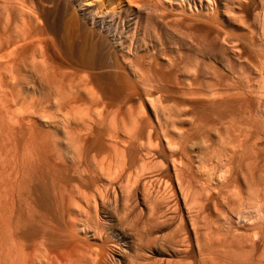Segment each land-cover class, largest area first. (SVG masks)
I'll use <instances>...</instances> for the list:
<instances>
[{"label": "bare ground", "instance_id": "bare-ground-1", "mask_svg": "<svg viewBox=\"0 0 264 264\" xmlns=\"http://www.w3.org/2000/svg\"><path fill=\"white\" fill-rule=\"evenodd\" d=\"M141 1L0 0V264H264V0Z\"/></svg>", "mask_w": 264, "mask_h": 264}, {"label": "rangeland", "instance_id": "rangeland-1", "mask_svg": "<svg viewBox=\"0 0 264 264\" xmlns=\"http://www.w3.org/2000/svg\"><path fill=\"white\" fill-rule=\"evenodd\" d=\"M146 2L147 0H142L141 2L143 3V2ZM150 0H148V2H149ZM153 3L155 2V0H151ZM150 1V2H151ZM139 2V1H138ZM140 2V3H141ZM145 2H144V5H145ZM151 2V3H152ZM156 2H157V0H156ZM154 3V5H159L158 3ZM141 3V4H142ZM152 3V4H153ZM148 4V3H147ZM147 4L144 6V9H147L148 11H149V9H152L153 10V8L155 7V6H153L152 4H151V6L149 5V6H147ZM143 5V4H142ZM160 6V5H159ZM159 6H157V7H159ZM149 7H151V8H148ZM153 7V8H152ZM157 7H156V9L153 11V12H157L158 11V13H159V11H161L162 12V10H165V9H167V8H165V9H163V7L162 8H158L159 10H157ZM161 9V10H160ZM193 10H190V9H187V10H185V12L183 13L182 12V15H183V17H184V20H187L186 21V23H189V24H192V22H194V21H198V22H201L202 20V22L201 23H199V25H202V23H204V24H207V19L208 18H210V17H208L209 15L211 16V18H210V20L209 21H216V19H215V17H212V16H215V15H212V13H213V11H211V10H201V9H199V12L200 13H202V14H200L196 9H194V8H192ZM255 9V10H254ZM253 9V11H252V14L250 15V16H246V18H241L242 20H240L239 21V23L237 24V26H231V25H229V24H227V23H225V24H220V22H219V20H217L216 22H214V23H216V25H217V22H219L218 23V26L220 25L221 26V28L220 29H222V31L224 32V35H230V36H228L229 38H231L232 40L234 39V38H236V39H234L235 41H239V43L241 42L242 43V45H247V47H248V50H249V53H250V56H251V62L253 63L252 65H254V69H255V72H256V70L258 69V65H259V68H261V69H258V74H257V72L255 73V72H253V74H254V76H253V74H251V76H253V80L254 81H252V79L250 78V77H247V75H248V73H247V75L245 74L246 72L245 71H243V70H241V71H243L242 72V74L238 71L239 69H237L236 71L238 72V74L240 73V76H239V78L241 77V75H243V73H244V75H243V77L242 78H245V75H246V77L247 78H249L250 80V82H251V85L249 84V82H248V80H247V78H245L246 80H247V82H246V80H244V79H240V81H242L243 82V80H244V83L245 84H247L248 83V85L249 86H251L250 88H256V91H258L259 93H260V91H261V94H264L263 92H264V89L262 88V86L264 87V85H263V83H264V75H262V73H260V72H263L264 71V30H262L263 29V27H262V25H261V23H260V21H258V19H256L257 17H259V16H255V13H256V15H260V13L262 12V11H260V9L259 8H254ZM151 10V11H152ZM157 10V11H156ZM169 12H168V11ZM167 10H165V11H167V12H165V13H170V8L168 7V9ZM258 10L260 11V12H258ZM188 13H187V12ZM194 11V12H193ZM161 12H160V15H161ZM172 12V14L170 13V16H173V17H170V16H168L169 18H170V20L171 19H175L176 17L175 16H177L178 17V15H179V17H181L182 15L179 13H175V14H173V12H179V10L177 11L176 9L175 10H173V11H171ZM193 12V14L192 15H196V16H192V17H187V16H189V14H190V16H191V13ZM207 13V12H209V13H207V14H205V13ZM212 12V13H211ZM157 13V14H158ZM164 12H163V14L162 15H164L165 17H166V14H165ZM187 13V14H186ZM194 13H199L198 15L197 14H194ZM254 13V14H253ZM258 13V14H257ZM152 14V13H151ZM214 14V13H213ZM154 15V14H153ZM155 15H156V13H155ZM159 15V14H158ZM159 15V16H160ZM161 15V16H162ZM202 15H206L205 17H207L206 18V20H204V19H202V18H205L204 16H202ZM62 16V17H61ZM157 16V15H156ZM163 16V17H164ZM198 16H200V18L202 19H200V21H199V19H197L196 17H198ZM202 16V17H201ZM251 16H253L252 18H251ZM179 17H178V20L180 21V19H179ZM186 17V18H185ZM195 17V18H194ZM249 17V18H248ZM48 18H49V20H48V22H47V28H48V30H49V32L52 34L51 35V37H52V40H54L53 42L56 44V48L57 49H59V51H61L60 53H61V55L63 56V57H65V58H70V59H79V60H81L83 57H85V54L83 53V50H81V47L77 44V43H73V42H69V40L67 39V38H65V36H64V31H65V24H64V17H63V15H62V13H60V12H58L56 9H52V10H50L49 11V15H48ZM167 18V17H166ZM169 18H167L168 20H169ZM197 19V20H194V19ZM215 19V20H213V19ZM128 19L129 20H131V19H134V16H132V15H129V17H128ZM177 19V18H176ZM190 19V20H189ZM191 19H192V21H191ZM169 20V21H170ZM173 20H171V21H173ZM183 20V18L181 19V21ZM188 21H190V22H188ZM205 21V22H204ZM207 21V22H206ZM198 22H196V26L198 25L197 23ZM212 22H209V24L210 23H212ZM194 24V23H193ZM193 24L192 25H190V26H192L193 27V29L196 27L195 25L193 26ZM251 25V26H250ZM247 26V27H246ZM248 29V30H247ZM196 30V29H195ZM197 31V33L198 32H200V31H198V30H196ZM195 31V32H196ZM225 31H227V32H225ZM195 32H193V30H191V33H193V34H191V36L193 37V35H195L194 33ZM200 34H201V32H200ZM62 35V36H61ZM197 35H199V33L197 34ZM243 35H245V36H243ZM204 37V35H202L201 34V36H199V38L200 37ZM238 36V37H237ZM62 37V38H61ZM194 37H196V36H194ZM193 37V38H194ZM243 37V38H242ZM247 37V38H246ZM225 38H227V36L225 37ZM240 38V39H239ZM248 39H249V41H248ZM244 40V41H243ZM237 41V42H238ZM247 42V43H246ZM253 42V43H252ZM73 43V44H72ZM240 43V44H241ZM244 43V44H243ZM239 44V45H240ZM250 44V45H249ZM60 47H58V46ZM241 46V45H240ZM249 47H250V49H249ZM260 47V48H259ZM256 48V49H255ZM253 51V52H251V51ZM179 51L180 52H182L183 53V58H184V55H185V52L184 51H182L181 49H179ZM261 51V52H260ZM256 53H257V55H256ZM261 53V54H260ZM83 54V55H82ZM254 54V55H253ZM259 55V56H258ZM262 60V61H261ZM257 64V65H256ZM257 68V69H256ZM263 69V70H262ZM259 70H261V71H259ZM260 73V74H259ZM237 74V75H238ZM264 74V73H263ZM257 75H262V77L261 76H257ZM238 77V76H237ZM255 77V78H254ZM259 77V78H258ZM239 78H238V80H239ZM258 78V79H257ZM255 81H257V83L255 82ZM253 82V83H252ZM253 84V85H252ZM254 88L252 89V91L254 90ZM260 88V89H259ZM261 89H263V90H261ZM263 91V92H262ZM253 93H255V90H254V92ZM257 95H259V94H257ZM262 249H264L263 248V246L261 247V249H260V253H262L261 251H262Z\"/></svg>", "mask_w": 264, "mask_h": 264}]
</instances>
